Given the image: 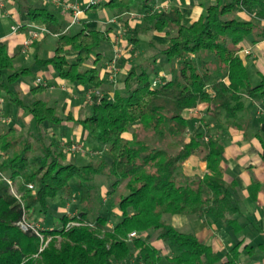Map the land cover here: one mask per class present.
I'll return each instance as SVG.
<instances>
[{
  "label": "trees",
  "instance_id": "1",
  "mask_svg": "<svg viewBox=\"0 0 264 264\" xmlns=\"http://www.w3.org/2000/svg\"><path fill=\"white\" fill-rule=\"evenodd\" d=\"M147 1L99 4L115 19L140 15L138 27L122 30L134 36L125 38L127 50L148 46L139 42L142 32L166 37L160 58L154 54L143 64L130 62L116 80L121 87H112L96 66L102 58L100 44L112 42L111 27L67 31L48 8L14 0L31 25L56 36L53 56L35 58L36 69L51 65L71 87L81 85L91 93L89 112L76 120L86 133L78 157L48 133L72 115L37 97L47 84L36 81L27 97L9 89L30 68L15 67V55H8L0 42V96L31 115V128L0 130V174L7 179L0 182V264H264V244L246 242L251 223L244 218L234 183L223 178L221 139L185 117L186 111L206 104L205 114L225 125L223 132L229 127L244 131L237 116L244 112L245 98L264 102V75L251 82L240 56L245 40L264 38V0H203L193 21L177 6L155 9ZM130 58L120 59L119 65ZM156 78L160 81L153 85ZM105 81L111 90L103 87ZM85 143L90 152L83 150ZM261 146L264 161V141ZM191 158L205 168L186 173ZM254 185L259 184L253 181L250 187ZM250 194L254 200L256 192ZM72 196L73 214L61 212L60 224L48 227L55 201L62 205ZM168 216L200 217L201 226L225 229L233 241L216 252Z\"/></svg>",
  "mask_w": 264,
  "mask_h": 264
},
{
  "label": "crops",
  "instance_id": "2",
  "mask_svg": "<svg viewBox=\"0 0 264 264\" xmlns=\"http://www.w3.org/2000/svg\"><path fill=\"white\" fill-rule=\"evenodd\" d=\"M72 1L78 2L81 8V13L75 23H71V13L69 11L64 10L61 5L51 2V11L56 12L59 15L57 16L58 18H62H59V20L61 19L60 21L65 24V30L67 31L83 26H94L101 29L111 27V36H114L124 28L134 29L140 25L139 18H135L131 15L134 13H130L129 15L125 14L122 20H119L118 18L115 19L110 9L103 5L87 8V0ZM200 1L203 0H150L149 2L153 3L155 9H168L170 6H177L183 11L186 18L193 21L197 19L202 12V8L199 6ZM2 2L4 3V7H0V42L6 44L8 55H15L13 59L15 67L32 68L30 66L34 65L33 68H36L35 58H43L42 54L45 53V48L49 45L48 39L50 36H41L35 40L26 51H23L22 42L27 36V28L31 24L27 16L24 13H19L16 9L14 0H3ZM8 20L12 22L9 23L8 28H5ZM126 22L127 25L123 24ZM14 25H23L24 27H21L17 31H11V26ZM262 26L264 27V21L262 22ZM149 33L154 38L149 39L148 42L143 41L145 45L151 47V40L154 42L156 40L160 43V46L165 45L166 37L163 33L154 31H150ZM52 36H54L56 40V36ZM106 47L108 52H110L109 59L114 52L113 43L107 41ZM53 52H51L50 49L47 50V58H51ZM263 54L264 38L257 42H253L251 38L244 41L240 56L247 67L249 78L253 83H258L260 77L264 75ZM73 56L72 54L70 57ZM31 58H33V61ZM106 59L107 58L101 59L99 62L103 69L101 70L103 75L105 72V63L108 61V59ZM121 59H123V57ZM130 62H133V60L125 61V63L119 65L120 70L122 69L119 75L122 76L123 70L129 68ZM35 70L37 71L36 79L40 78L41 83L48 85V88L39 94V98L46 101L49 105L55 103V101H61L60 106L64 105V110H60L62 114L66 115L71 111L72 115L71 120L62 122L55 131H53L52 128H48L49 135L54 136L55 132L60 129V127H63L64 131L62 130V137L59 143H63L65 147L70 146L72 142L85 140L86 133L76 120L81 108L87 105L86 97L88 89H84L81 85L71 87L66 81L58 86L53 77L54 70L51 65H48L42 70ZM159 73L165 76L166 72L159 70ZM19 81L15 84V87L21 89L22 91L20 90V92L27 95L29 89L32 88L33 85L24 79ZM105 82L103 87L106 88L107 91L111 90L113 86L111 87L107 81ZM11 85L10 83L9 86ZM117 87H121V83H119ZM57 93L60 95H57ZM53 95L57 97L53 98ZM61 95H63V98H61ZM206 107V104H201L195 109H190L185 112V117L191 120L196 128L203 126V124L206 125L208 129L215 131L216 137L221 139L224 146L222 153L223 158L221 161V165L224 169L223 178L227 183H234L235 196L239 200L240 206H243L246 210L244 218H248L251 223L248 225L249 227H247L249 231L248 238H250V240L246 239V242L261 243V240L264 239V161L261 159V141H264V102L255 101L248 97L245 98L244 112L237 116L238 120L242 122L245 128L244 131L236 127H229L223 132L225 125L211 121L205 114ZM6 127H14L17 130L31 128V115L25 112L21 107H16L8 97L5 99V97L0 96V130H4ZM85 150L90 152L88 148ZM195 168L203 170L205 168V163L198 161L197 158H191L189 161L185 162L184 171L186 173L192 172ZM6 180L5 176L0 174V182ZM253 181L257 182L261 187L259 185L250 187ZM107 187L108 185L105 183L102 189H107ZM251 191L256 192L254 200L251 198ZM188 221L191 222L189 219L180 220L179 224H185L188 223ZM204 228L203 230H198L196 235L200 240L210 245L216 252H221L233 239V235L225 229H217L214 225ZM254 228L257 229L254 230ZM151 241L155 245L160 242L155 240L154 237L151 238ZM228 241L229 243H226Z\"/></svg>",
  "mask_w": 264,
  "mask_h": 264
},
{
  "label": "rangeland",
  "instance_id": "3",
  "mask_svg": "<svg viewBox=\"0 0 264 264\" xmlns=\"http://www.w3.org/2000/svg\"><path fill=\"white\" fill-rule=\"evenodd\" d=\"M16 1H18V0H16ZM21 2L23 1V0H20ZM68 1H72V0H68ZM150 1V0H149ZM149 1H147V3L149 2ZM150 3V2H149ZM4 3L2 2V1H0V7L1 8H3L4 7V5H3ZM24 5H25V7H27V6H32V7H38V6H44V7H46V8H48L49 10H52L51 9V0H24ZM54 11V10H53ZM57 16H59L56 12H54ZM59 18H61V17H59ZM62 19V18H61ZM60 19V20H61ZM12 21H10V20H8L7 21V24L5 25V28H8V25H9V23H11ZM79 28H74L73 30H72V32H74V31H77ZM127 29V28H126ZM125 30V29H124ZM150 32V31H149ZM149 32H142V33H138L139 35H137V37H139L140 39H139V42H140V44H141V46L142 45H145V43L143 42V41H146V42H148V40L149 39H152V38H154ZM53 34H50V35H48V36H50L49 37V45H48V47H46L45 49H46V51H45V53L44 54H42V56H43V58L45 57V58H47L48 57V53H47V50H49L50 49V51L51 52H53L54 51V48H55V38H54V36H52ZM134 36H133V34L132 33H125V35H124V37H122V39H121V44L122 45H125V44H128L127 43V41H126V39L125 38H133ZM151 47L150 46H146V47H144V49H143V53H142V51H141V54H140V51H138L137 49L136 50H134L133 48H132V46H130V47H128V50L125 48V50H124V52H123V54H122V57H123V59H125V58H127L128 56H130L131 58H130V60H133V62L135 61V63L136 64H143L145 61H147L148 60V58L150 57V56H152V55H154V54H156V57H157V59L158 58H160L161 57V54L159 53L160 51V49H161V46H160V43L159 42H157L156 40H155V42L154 41H152L151 40ZM32 45V43L30 44V46ZM29 46V47H30ZM22 50L23 51H26V49H23V47H22ZM99 50L102 52V58L101 59H105V58H107L108 59V57H109V55H110V52H108V49H107V47H106V42H103V43H101L100 44V46H99ZM128 52H131L129 55H126ZM159 53V54H158ZM106 59V60H107ZM31 60L33 61V58H31ZM100 62V61H99ZM97 63L96 64V66L97 65H99L100 63ZM30 67H32V68H30V72L29 73H27V74H24V75H22V76H20L21 78H22V80L24 79V80H26L27 82H29L31 85H33V86H35V84H37V82H36V68H33L34 67V65H31ZM124 69V68H123ZM122 70V69H121ZM121 70H120V72H121ZM126 71V69H124L123 70V74H124V72ZM120 74V73H119ZM123 74H122V76L121 75H118L119 77H118V79H122V77H123ZM250 74H252V73H250ZM165 76L166 77H168V74L167 73H165ZM54 79H55V81H56V83H57V85L59 86V85H61L62 83H65L64 82V80L63 79H61V78H59L57 75H56V73L54 72ZM20 82V81H19ZM118 84H119V82L117 81V82H115V83H113V87H117L118 86ZM112 86V85H111ZM18 87V86H17ZM11 88H16L15 87V85L13 84V85H11L10 87H9V89H11ZM17 90H21V89H17ZM22 91V90H21ZM60 93V92H59ZM59 93H57V95H60ZM91 92H87V98H86V101H89V99H90V97L88 96V94H90ZM22 94V96H26L25 95V93H21ZM54 96V95H53ZM27 97V96H26ZM37 97H40L39 95L37 96ZM57 96L55 95L53 98H56ZM60 98V97H59ZM61 98H63V95H61ZM5 99H7V96H5ZM7 101V100H6ZM81 101V100H80ZM60 102L61 101H55V103H53V104H51L52 106H54L55 107V109H56V111H60V110H64V105H62V106H60ZM87 104H88V102H87ZM86 107H87V105L86 106H84V107H82L81 108V110H80V112H79V117H83L85 114H87L88 112H89V110L88 109H86ZM69 114H71V111L69 112ZM62 130L64 131V129H63V127H60V129H58L56 132H55V135H54V139H55V141H57V142H59V140L61 139V137H62ZM61 144V146L63 145L64 147H65V145L63 144V143H60ZM72 146H76V147H79V149H72ZM82 143H81V141H75V142H72L71 144H70V150L71 151H73V153H77L78 154V157H79V155H80V153L82 152ZM84 149L83 150H85V148H88V149H90L91 148V146H89V143H85L84 144ZM86 151V150H85ZM74 160H77L75 157H74ZM85 161H88V158H85ZM103 191H106V189H103ZM71 200L70 201H67V203H65V204H62L61 205V202L59 201V199H58V201H55V203H54V205H53V207H52V209L51 210H53L52 212H51V215L49 216L50 217V219H49V222H46L47 223V225H48V227H49V225H50V227L51 226H57L58 224H60V220H59V216H57L58 214H60L61 212H66L68 215H72L73 214V208H74V206H75V204H76V200H75V197L74 196H72L71 198H70ZM117 199V198H116ZM56 208V209H55ZM241 208H242V211L244 212V214H245V209L243 208V206H241ZM56 210V211H55ZM168 219H169V221L174 225V226H176L178 229H180V230H182V231H189V230H193L195 233H197V231L198 230H203V229H205L203 226H201V223L203 222V220H201V218L200 217H197V218H195V217H187V216H173V217H170L169 218V216L167 217ZM187 218H192V221L191 222H189L188 221V223H185V224H179L180 222V220L182 221V220H188ZM194 218H195V220H194ZM182 223V222H181ZM37 225H39V226H42L43 225V223H41V221H39L38 223H36ZM200 238H201V234H200ZM233 241V239L230 241V243ZM262 242L261 243H263L264 244V239L263 240H261ZM226 243H229V241L228 242H226ZM161 244L162 243H160V242H158V243H156V246L160 249V251L162 252V253H167V249H165V247H163V246H161Z\"/></svg>",
  "mask_w": 264,
  "mask_h": 264
},
{
  "label": "built area",
  "instance_id": "4",
  "mask_svg": "<svg viewBox=\"0 0 264 264\" xmlns=\"http://www.w3.org/2000/svg\"><path fill=\"white\" fill-rule=\"evenodd\" d=\"M104 1L105 0H87L86 6L87 8L98 6L100 3ZM51 2L61 5L64 10H67L71 13V23L77 22L79 15L81 13V8L78 2L68 1V0H51ZM131 15L134 16L135 18L140 17V15L138 14H131ZM18 29H20L19 25L11 26V31H17ZM26 33H27V36L22 42L23 49H27L31 43H33L35 40H37L41 36L47 34L48 31L42 26L29 25ZM124 35H125L124 31H121V32H117L112 37L114 52H113L111 59L105 65V74L107 75L108 81L111 83L116 82L118 75L120 73L119 60L122 58V54L126 46V45L121 44V39L122 37H124ZM36 81L40 82V78H37ZM159 81H160L159 78H156L155 80H153L152 84L155 85ZM72 149H79V147L72 146ZM8 183L10 182L8 181ZM29 187L31 188L32 185H29ZM130 235L132 236L134 235V233H131Z\"/></svg>",
  "mask_w": 264,
  "mask_h": 264
},
{
  "label": "water",
  "instance_id": "5",
  "mask_svg": "<svg viewBox=\"0 0 264 264\" xmlns=\"http://www.w3.org/2000/svg\"><path fill=\"white\" fill-rule=\"evenodd\" d=\"M25 229V226H22Z\"/></svg>",
  "mask_w": 264,
  "mask_h": 264
}]
</instances>
